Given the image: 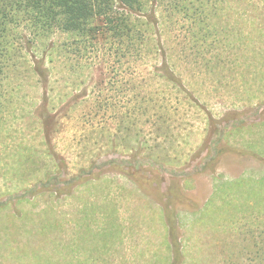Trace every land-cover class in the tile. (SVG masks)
Returning a JSON list of instances; mask_svg holds the SVG:
<instances>
[{
	"label": "rangeland",
	"instance_id": "obj_1",
	"mask_svg": "<svg viewBox=\"0 0 264 264\" xmlns=\"http://www.w3.org/2000/svg\"><path fill=\"white\" fill-rule=\"evenodd\" d=\"M204 2L211 28L227 27L220 38L230 36L237 49L222 44L206 53L199 43L202 56L188 52L178 68L217 119L213 126L199 108L176 104L183 94L154 75L161 61L116 58L103 41L93 53L77 46L45 60L55 105L42 116L44 88L25 62H42L48 43H37L33 57L30 44L16 42L14 66L0 50V264H171L167 195L177 198L182 264H228L226 255L243 250L241 229L264 222V0ZM66 40L61 34L49 43ZM218 53L225 61L207 67ZM155 88L178 109L162 111L166 124L141 118L150 148L140 159L164 165L162 190L146 192L119 166L133 161V94ZM64 94L71 95L59 101ZM39 116L48 122V144ZM114 140L126 147H113ZM210 150L215 160L202 169Z\"/></svg>",
	"mask_w": 264,
	"mask_h": 264
},
{
	"label": "trees",
	"instance_id": "obj_2",
	"mask_svg": "<svg viewBox=\"0 0 264 264\" xmlns=\"http://www.w3.org/2000/svg\"><path fill=\"white\" fill-rule=\"evenodd\" d=\"M208 7L209 3L204 0H0V50L6 49L3 57L9 56L8 62L14 66L12 57L16 42L18 43L20 40L27 45L30 44L33 57L37 56L39 51L37 43H48L44 52L41 53L44 56L42 62L37 64L35 59L32 61L26 59L25 62V65L31 66V71L40 77L44 88L41 104L43 111L40 113L42 116H49V110L55 105L50 94L51 81L48 73L50 71L42 69L45 60L48 57L52 59L54 52L67 55L72 48L77 46L80 52L82 51L80 47H82L84 52L90 50L93 53L94 50H97L99 41H103L111 55L116 58L131 55L133 62L150 59L161 61L162 67L154 75L163 78L167 85H172L178 95L183 94L185 98L181 100V96H177L176 104L199 108L206 113L208 123L213 126L217 119L212 116L207 105L201 102V98L195 90L186 86L178 68L180 57H183L184 54L189 52V55L194 59L202 56L203 53L197 52L196 49L199 43L201 47L205 48L206 53L213 48H218L219 51V46L222 44L226 46L224 48L227 52L237 49L236 40H230V36L220 38L230 31L227 27L211 28V16L206 11ZM184 18L189 21V25L183 40L180 32L185 29ZM61 34L67 35L68 40L59 45L58 43H49V39ZM72 38L74 40L70 42ZM247 40L249 41V39ZM184 41L187 43L185 46ZM27 53L31 52L27 50ZM210 58L209 56L206 58V60L209 59L206 63L207 67L210 65L216 67L217 64H222L225 61L221 53L214 55L215 60L212 64V58ZM133 73L139 74V70L134 66ZM135 90L136 86L133 84V91ZM160 93L159 88L151 90L146 95L134 92L133 100L136 102L133 104L132 111L133 161H125L119 166L120 175L129 177L141 190L146 192L162 190L165 181L162 179L161 170L164 165L150 155L140 159V153L150 148L148 141L141 137L143 134L140 126L143 121L141 118L145 115L148 116L150 122L158 123L164 118L162 111L178 109L175 104H170L168 98L160 97ZM68 95L71 94H64L59 98V101H65ZM143 103L148 104L144 109ZM39 119L48 144L50 139L48 122H45L41 116ZM166 121L168 122V119L161 122L166 124ZM222 134L221 132V137ZM117 146L125 148L126 144L124 140H114L113 147ZM213 153L210 150L204 157L202 169L211 167L215 160ZM210 155L213 158H210ZM113 165L118 167V164L114 163ZM166 165L172 170L175 169L171 162H167ZM224 187L225 183L221 182L217 187V193ZM155 195L158 197L157 194ZM160 198L161 201L165 200L163 196ZM176 200V197L172 200L167 195L164 217L173 253L171 264H182L185 257V244L182 243L178 235V229L182 223L181 220H178V211L175 209ZM201 213L202 216L197 220L203 222L205 210H202ZM238 239L239 246L245 243L242 246L243 250L239 249L237 253L226 255L228 264H264V222L254 223L247 229L242 228ZM246 250L247 253H245Z\"/></svg>",
	"mask_w": 264,
	"mask_h": 264
}]
</instances>
